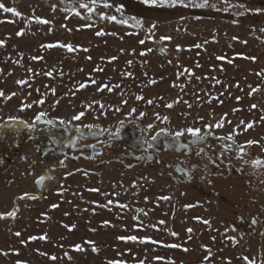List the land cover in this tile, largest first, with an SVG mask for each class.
Wrapping results in <instances>:
<instances>
[{
  "label": "rangeland",
  "instance_id": "374dc122",
  "mask_svg": "<svg viewBox=\"0 0 264 264\" xmlns=\"http://www.w3.org/2000/svg\"><path fill=\"white\" fill-rule=\"evenodd\" d=\"M258 1L0 0L21 13L0 9V90L9 97L0 96V214L18 209L0 218V264H264V163H253L264 162ZM58 44L73 51L47 47ZM12 120L37 130L27 150L23 128H7ZM190 127L211 135L195 140ZM50 139L59 147L49 150ZM90 143L102 153L89 158Z\"/></svg>",
  "mask_w": 264,
  "mask_h": 264
},
{
  "label": "snow or ice",
  "instance_id": "6c2138e0",
  "mask_svg": "<svg viewBox=\"0 0 264 264\" xmlns=\"http://www.w3.org/2000/svg\"><path fill=\"white\" fill-rule=\"evenodd\" d=\"M96 2H97V0H91V4H92V5H94ZM143 3H145V4H147V5H159V6L167 5V6H176L177 4L185 5V0H143ZM103 6H104L105 8H110V7H112V5L108 2V0H103ZM185 6H186V5H185ZM194 6H196V7H205V6H207V0H204L203 3H197V4H195ZM80 7H81V8H86L87 11H88L89 13H91V12L94 10L93 7H92L90 4H86V3H81V4H80ZM212 7H215V5H212ZM0 9H2V10H3L4 12H6V13H12V14H14V15H16V16H20V15H21V13H20L16 8H14V7H6L3 3H0ZM122 9H123V5H116V11H117V12H120ZM223 10H224V11H227V8H224ZM72 11H75V9H72ZM238 14H240V13H238ZM100 15H101V18H102V19H108V20H110V21H116V20H117V17H116L115 15L105 16V14H103V13H101ZM35 19H36L37 22H40V23H48V21H46V20H42L40 17H35ZM130 19L136 20V23H137V24H140V22H141V21L138 20L136 17H131ZM118 22L121 23V24H126V23H128V21H127V20H124V19H120ZM152 27L155 28V24H153ZM261 31H264V29H261ZM22 32H23V30H21L20 32H18L17 35H18V36L21 35ZM103 34H104V33H103L102 31H101V32H97V35H98V36H99V35H103ZM150 38H151V37H149V39H150ZM160 39H161V40H170L171 37H170V36H161ZM233 39H236V37H233ZM3 43H4V41H0V45H3ZM139 43H140V44H144L145 41H144V40H140ZM54 46L64 47V48H67L68 51H73L72 45H70V44H68V45H64V44H58V45H47V47H49V48L54 47ZM197 47H199V45H197ZM177 48L179 49V45L177 46ZM85 51H87V49H85ZM148 51H151V49H148ZM162 51H163V50H162ZM141 55H145V53H144V52H141ZM33 59H40V57H33ZM89 59H90V57H89ZM111 59L114 60V59H116V57H112ZM219 59H222V58H219ZM252 59H254V58H252ZM129 63H131V62H129ZM98 70H99V69H98ZM29 71H31V69H30ZM185 72H190V70L185 69ZM47 75H51V73H47ZM17 83H19V84H24V83H26V82H25V81H18ZM91 83L95 84L96 81H95V80H92ZM151 83H154V81H151ZM217 83H219V81H217ZM84 87H86L85 84H81V85H80V88H84ZM117 87H118V86H117ZM104 89H107V91H109V92L112 91V88H108L107 85H101V87L98 89V91H102V90H104ZM254 91H255V89H254ZM12 95H15V93H13ZM0 96H5V93L3 92V90H0ZM5 98L7 99V98H9V97H6V96H5ZM137 99H142V97H139V96H138ZM237 99H239V97H237ZM39 103H43V101H39ZM149 103H151V101H149ZM30 107H31L30 104L22 105V108H30ZM167 107L170 108V107H172V105L169 104V105H167ZM253 107H255V106H253ZM117 111H119V109H117ZM131 111L134 112L135 109H132ZM84 115H85L84 112H80V113H78L77 115L73 116L72 119H73V120H80ZM140 115H144V113H141ZM225 115H226V114H225ZM43 116H45V113H44V112H40L39 114H37V115L35 116L34 119H35L36 121H40L41 118H42ZM12 119H15V118H12ZM165 119H167V118H165ZM201 119H202V118H201ZM44 123H46V124H51V123H52V120H50V119H49V120H45ZM61 123L63 124L64 121L62 120ZM120 123H121V127H123V123H124V122L121 121ZM222 126H223V125H222L221 122H217L215 125H211V124H206V125H204V127H205L206 129H210V128H212V127L219 128V127H222ZM251 126H252L251 123H250L249 125H247V127H251ZM86 127H88L89 129H92L93 127H97V126H94V125H87ZM149 127H151V125H149ZM160 131L163 132L164 129H160ZM186 131H187V132L191 135V137H193L195 140H203V139L205 138V136L211 135V132H204L203 134H201V129H200V128H192V127H190V128H188ZM182 134H183L182 132H177V133H175L176 137H179V136H181ZM152 139L155 140L156 137L153 136ZM247 143H248L249 145H251V144H253V143H256V141L249 140ZM253 163L259 165V164L264 163V162H262V161H260V160H256V161H254ZM45 179H46V177L42 175L41 177H39L37 183H38V184H42V182H43ZM25 197H28V198H31V199H36L35 196H30L28 193H24L23 196L20 197V199H23V198H25ZM145 199H147V197H146ZM161 199H169V197H161ZM111 203H112V201H109V204H111ZM56 206H57V205H52L53 208H55ZM119 206H120L121 208L127 207L126 205H119ZM17 210H18V209H14V210H12V211L7 212L6 214H0V218H4L5 215L8 216V217H13V218H14V216H15V212H16ZM140 211H143V210H140ZM204 222H205V223H208V221H204ZM105 223H107V221H105ZM160 223H164V221H160ZM188 231L191 232L192 230H191V229H188ZM16 235H20V233H16ZM172 235H176V233H172ZM30 239H36V237H30ZM40 239H46V236H42V237H40ZM121 239H132V240H135L136 237H127V238L121 237ZM145 239H150V238H145ZM88 243H92V244H94V242H88ZM173 246L175 247L176 245H173ZM74 248H75V250H82V249H81V245H79V244L75 245ZM93 250L95 251L96 249L93 248ZM185 251H187V249H185ZM210 254H211V253H209V255H210ZM51 259H56V257L53 256V257H51ZM158 259H159V258H158ZM207 259H208V257L206 256V257H205V260H207ZM245 259H247V257H245ZM17 264H22V262H19V261H18ZM109 264H121V262H118V261H112V262H109ZM141 264H142V262H141Z\"/></svg>",
  "mask_w": 264,
  "mask_h": 264
},
{
  "label": "flooded vegetation",
  "instance_id": "af4514ba",
  "mask_svg": "<svg viewBox=\"0 0 264 264\" xmlns=\"http://www.w3.org/2000/svg\"><path fill=\"white\" fill-rule=\"evenodd\" d=\"M9 130H12V131H14V130H16L17 128H23V130H24V132H25V134H27V137H26V140H25V143H24V149H28L29 148V143L31 142V141H35V140H38V132H37V130L36 129H33V128H31L27 123L25 124V125H23V126H21V125H17V124H14L13 122L11 123V126H9V127H7ZM47 129V128H46ZM59 129L60 128H58V127H55V129H53V135L55 136L56 134V136H59L58 138L60 139L62 136H61V134L59 133ZM51 131L52 130H49V129H47V132H49V133H51ZM85 135H89V136H91L92 138H100V137H102V136H98V137H95L93 134H91L90 132H88L87 134L85 133ZM47 136H49V135H47ZM55 138V137H54ZM51 140V142H52V146L50 147V149L49 150H52L54 147H59V145L56 143V141H54V139H50ZM65 141H66V139H64ZM101 143L103 142L102 140L100 141ZM90 145H100L99 143H90V144H86V145H83V150H86V151H88L89 153L91 152V149H90V147L89 148H87V146H90ZM83 154V153H82ZM81 155V154H80ZM90 155V154H89ZM83 156H85V154H83ZM22 160L23 161H25V157H24V155L22 154ZM31 171V174H33V170L31 169L30 170ZM11 175H12V173H11Z\"/></svg>",
  "mask_w": 264,
  "mask_h": 264
},
{
  "label": "water",
  "instance_id": "95a60500",
  "mask_svg": "<svg viewBox=\"0 0 264 264\" xmlns=\"http://www.w3.org/2000/svg\"><path fill=\"white\" fill-rule=\"evenodd\" d=\"M12 122L14 124H17V125H25L26 123L24 121H21V120H12ZM91 134H93L95 137H98V136H101L102 134L100 132H97V131H89ZM101 145H90V146H87V148L90 147L91 149V152H90V155H89V158H93V156L95 154H101L102 153V148L100 147ZM83 156V154H81ZM74 159H77V157H69L68 160H74ZM65 166V164H64ZM49 169H52L54 170L55 167L54 166H49V168H44V173H43V176L46 177V179L42 182V184H38V179H36L35 181V186L37 188L38 191H42V188L44 186V183L46 182V180H48L50 178V173H49ZM42 176V175H41ZM40 176V177H41ZM252 223H255L254 220H252Z\"/></svg>",
  "mask_w": 264,
  "mask_h": 264
},
{
  "label": "trees",
  "instance_id": "16d2710c",
  "mask_svg": "<svg viewBox=\"0 0 264 264\" xmlns=\"http://www.w3.org/2000/svg\"><path fill=\"white\" fill-rule=\"evenodd\" d=\"M254 1H258V0H254ZM262 0L258 1V2H253L255 5L258 4V5H264V2H261ZM264 1V0H263ZM57 127V126H56ZM45 128L49 129V130H52L50 126H46ZM59 128V127H58ZM46 129V130H47ZM55 129V128H54ZM57 135V134H56ZM55 137H59V136H56ZM66 136V134H64ZM62 136V135H61Z\"/></svg>",
  "mask_w": 264,
  "mask_h": 264
}]
</instances>
